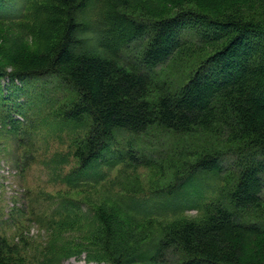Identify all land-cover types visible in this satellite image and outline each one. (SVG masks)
Listing matches in <instances>:
<instances>
[{
  "label": "trees",
  "instance_id": "1",
  "mask_svg": "<svg viewBox=\"0 0 264 264\" xmlns=\"http://www.w3.org/2000/svg\"><path fill=\"white\" fill-rule=\"evenodd\" d=\"M27 1L0 0V21L22 18ZM59 3L66 22L50 48L0 47V138H17L27 86L47 91L58 80L70 97L61 113L85 129L68 185L104 186V168L140 163L166 181L144 202L129 199L125 183L120 196L87 207L63 199L66 216L55 225L69 227L65 237L35 249L29 263L27 249L0 235V264L81 254L108 264H264V0ZM164 65L172 72L159 71ZM120 132L168 138L167 163L134 142L120 149ZM191 210L202 218L179 216Z\"/></svg>",
  "mask_w": 264,
  "mask_h": 264
},
{
  "label": "rangeland",
  "instance_id": "2",
  "mask_svg": "<svg viewBox=\"0 0 264 264\" xmlns=\"http://www.w3.org/2000/svg\"><path fill=\"white\" fill-rule=\"evenodd\" d=\"M17 1L20 5V0ZM25 4L28 9L22 18L0 21L1 51L4 46L5 50L12 47L13 53L42 52L50 48L60 36V33L55 35V32L62 30V25L66 22V11L59 0H28ZM3 57L4 55H0V58ZM124 57L127 62L134 59L128 52ZM11 69L8 67V70ZM158 69H164L165 73L172 72L170 66L166 65ZM46 88L47 91L40 82L27 86L26 104L23 107L26 119L21 114H16L22 121L17 138L6 135L0 138V235L27 249L25 253L29 263H36L35 249L65 237L69 227L57 228L55 225L66 216V212L59 207L63 199L87 207L90 201L120 196L123 194L120 188L125 183L124 187L129 189V199L134 197L144 202L153 187L160 188L166 181L157 167L140 163L137 166L120 164L114 168H104L108 174L105 181L107 185L104 186L68 185L65 177L79 164L74 151L76 142L82 138L85 129L81 124L68 122L61 113L62 106L68 105L70 100L67 93L69 90L61 86L58 80L48 83ZM117 140L120 149L125 148L128 142H134L136 149H141L149 157L152 155L157 162L167 163L170 150L167 146L171 142L168 138L120 132ZM17 145L20 147L18 153ZM15 153L21 157L20 166H16L13 161L11 154ZM213 184L218 189L222 182L217 180ZM210 194L209 192L208 195ZM80 214H73L71 222L78 221ZM179 216L201 219L203 213L191 210ZM62 262L108 264L87 262L85 254L64 257Z\"/></svg>",
  "mask_w": 264,
  "mask_h": 264
}]
</instances>
